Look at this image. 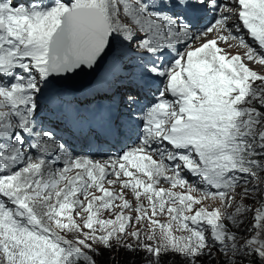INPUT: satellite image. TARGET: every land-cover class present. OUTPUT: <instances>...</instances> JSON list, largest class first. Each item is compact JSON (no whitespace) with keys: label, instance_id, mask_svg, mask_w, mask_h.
<instances>
[{"label":"snow or ice","instance_id":"obj_1","mask_svg":"<svg viewBox=\"0 0 264 264\" xmlns=\"http://www.w3.org/2000/svg\"><path fill=\"white\" fill-rule=\"evenodd\" d=\"M257 67L264 0H0V264H264Z\"/></svg>","mask_w":264,"mask_h":264},{"label":"rangeland","instance_id":"obj_2","mask_svg":"<svg viewBox=\"0 0 264 264\" xmlns=\"http://www.w3.org/2000/svg\"><path fill=\"white\" fill-rule=\"evenodd\" d=\"M239 51H242V50H239ZM257 70L258 71H264V69H261V68H259V67H257ZM129 198H131L130 196H129ZM115 254H106V257L105 258H107L108 259V261L110 262L111 260L108 258L109 256H114Z\"/></svg>","mask_w":264,"mask_h":264},{"label":"trees","instance_id":"obj_3","mask_svg":"<svg viewBox=\"0 0 264 264\" xmlns=\"http://www.w3.org/2000/svg\"><path fill=\"white\" fill-rule=\"evenodd\" d=\"M111 261L109 262V264H113V260L111 258V256L108 257Z\"/></svg>","mask_w":264,"mask_h":264}]
</instances>
